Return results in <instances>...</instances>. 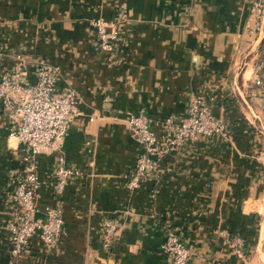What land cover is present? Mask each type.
Segmentation results:
<instances>
[{"label":"crops","instance_id":"1","mask_svg":"<svg viewBox=\"0 0 264 264\" xmlns=\"http://www.w3.org/2000/svg\"><path fill=\"white\" fill-rule=\"evenodd\" d=\"M95 18L120 20L113 53L95 47ZM252 25L251 0H0V69L20 54L30 84L43 61L60 70L57 90L69 85L77 94L59 151L36 160L38 207L62 208L46 264H164L166 229L189 247L187 264H264V67L253 84L264 11L259 29ZM194 97L210 104L226 137L186 140L160 160L156 176L127 191L124 175L139 147L126 117L181 115ZM8 127L0 106V264L8 260L4 197L21 166ZM58 154L77 174L55 198ZM111 218L120 226L104 248L100 224ZM223 235L241 239L240 255ZM39 249L32 237L30 253Z\"/></svg>","mask_w":264,"mask_h":264},{"label":"built area","instance_id":"2","mask_svg":"<svg viewBox=\"0 0 264 264\" xmlns=\"http://www.w3.org/2000/svg\"><path fill=\"white\" fill-rule=\"evenodd\" d=\"M264 11L263 0H251L252 28L258 30ZM120 20L95 18L89 23L94 45L99 51L113 53L114 40L119 36ZM14 64L0 69V106L9 120L8 137L19 145L21 166L9 181L4 197L10 216L3 236L8 260L5 264H46L56 250L62 227L60 204L38 207L39 181L36 173L37 156L43 151L58 152L68 125L76 113L77 94L69 85L55 88L60 78L57 66L38 61L33 69L34 81L28 84L22 77L20 66L23 58L12 54ZM264 58L254 65L253 84H260V72ZM130 136L139 147L131 170L124 175L127 191L137 189L146 179L156 176L160 160L182 147L184 142L197 136L221 135L226 137L223 121L214 116L211 106L199 97L189 99L181 115L152 118L141 110L125 119ZM153 127H159L155 135ZM77 171L65 165L61 154L56 157L52 171L50 190L58 198L68 180ZM127 208L123 212L131 211ZM120 226L117 218L103 219L100 224V240L104 248L111 245ZM36 237L39 253L29 251V242ZM223 242L241 254V239L223 235ZM160 251L164 264H187L191 255L189 247L173 231L166 229Z\"/></svg>","mask_w":264,"mask_h":264},{"label":"rangeland","instance_id":"3","mask_svg":"<svg viewBox=\"0 0 264 264\" xmlns=\"http://www.w3.org/2000/svg\"><path fill=\"white\" fill-rule=\"evenodd\" d=\"M263 261H264V256L262 257Z\"/></svg>","mask_w":264,"mask_h":264}]
</instances>
